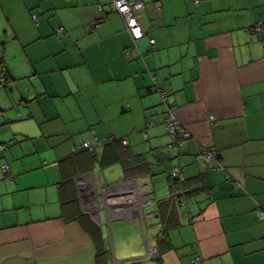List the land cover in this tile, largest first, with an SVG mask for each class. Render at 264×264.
I'll return each mask as SVG.
<instances>
[{
  "label": "crops",
  "instance_id": "obj_1",
  "mask_svg": "<svg viewBox=\"0 0 264 264\" xmlns=\"http://www.w3.org/2000/svg\"><path fill=\"white\" fill-rule=\"evenodd\" d=\"M136 16L134 40L111 0H0V264H264V0Z\"/></svg>",
  "mask_w": 264,
  "mask_h": 264
},
{
  "label": "built area",
  "instance_id": "obj_2",
  "mask_svg": "<svg viewBox=\"0 0 264 264\" xmlns=\"http://www.w3.org/2000/svg\"><path fill=\"white\" fill-rule=\"evenodd\" d=\"M146 0H111V4L116 12L120 14V16L123 19L124 25L127 29V31L130 33L131 37L135 40L143 35V29L138 21V17L136 16V11L140 10ZM198 1V0H195ZM155 7H159V1L153 2ZM32 18L35 20L36 14H32ZM57 34L63 33V28L59 26L56 30ZM150 43H153V39H150ZM4 80V75L0 71V82ZM151 89L154 91H157L163 100L165 99V91L158 87L154 80L151 85ZM210 119H213V116H209ZM165 122L167 125V130L171 136V142L168 144V150L170 152L177 151L180 148V145L182 141L189 137V133L183 128V126L177 121L175 116L168 111V114L166 115ZM112 137V136H111ZM125 142V139L123 140ZM82 146L84 148H88L90 150L93 149V146L89 144L88 141H85L82 143ZM197 162L201 164L204 168H215L220 169L222 168V165L219 163L216 153H214L210 149H202L201 152H199L197 156ZM8 173V167L6 164L0 165V179L5 177V175ZM171 176H173L175 179L182 180L183 176L180 171V167L178 165H175L171 168ZM116 186H108L105 185L104 188L108 192V201L109 198H115L117 200H114L117 205H120L121 203L124 204L126 207L129 206V208L136 204L140 203L141 207L147 206L149 203L154 202L151 199H147L146 201H141V195L143 196L146 193V190L142 187L132 186L126 190H120ZM111 204V201L109 202ZM128 205V206H127ZM119 207V206H118ZM145 213V211H144ZM260 218L264 219V212H259ZM157 254L156 249L154 247L147 248L146 247V253L144 255L145 260L152 259ZM194 261H198V258H195Z\"/></svg>",
  "mask_w": 264,
  "mask_h": 264
},
{
  "label": "trees",
  "instance_id": "obj_3",
  "mask_svg": "<svg viewBox=\"0 0 264 264\" xmlns=\"http://www.w3.org/2000/svg\"><path fill=\"white\" fill-rule=\"evenodd\" d=\"M1 71V70H0ZM4 75V80L6 79L5 78V74H3ZM4 80L2 81V82H0V83H3L4 82ZM204 168V167H203ZM205 169H207V168H205ZM170 176H171V170H170V174H169ZM171 178H172V180H174V182L175 183H179V184H181V183H183L184 182V177H183V179L182 180H178V179H175L173 176H171ZM159 202V201H158ZM168 219V218H167ZM157 256V254L153 257V259H155V258H157L156 257ZM124 264H140V261H138V260H135V261H133V262H129V263H124Z\"/></svg>",
  "mask_w": 264,
  "mask_h": 264
},
{
  "label": "rangeland",
  "instance_id": "obj_4",
  "mask_svg": "<svg viewBox=\"0 0 264 264\" xmlns=\"http://www.w3.org/2000/svg\"><path fill=\"white\" fill-rule=\"evenodd\" d=\"M111 181H110V179L109 180H107V183H110ZM111 249V248H110Z\"/></svg>",
  "mask_w": 264,
  "mask_h": 264
},
{
  "label": "water",
  "instance_id": "obj_5",
  "mask_svg": "<svg viewBox=\"0 0 264 264\" xmlns=\"http://www.w3.org/2000/svg\"><path fill=\"white\" fill-rule=\"evenodd\" d=\"M150 264V263H149Z\"/></svg>",
  "mask_w": 264,
  "mask_h": 264
}]
</instances>
